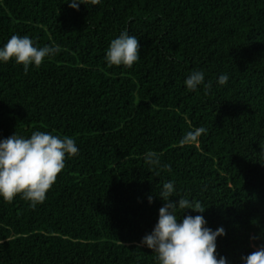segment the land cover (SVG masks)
<instances>
[{
  "label": "trees",
  "instance_id": "obj_1",
  "mask_svg": "<svg viewBox=\"0 0 264 264\" xmlns=\"http://www.w3.org/2000/svg\"><path fill=\"white\" fill-rule=\"evenodd\" d=\"M70 3L0 0V48L27 35L60 49L27 74L15 58L0 61V140L41 131L79 149L43 203L0 196V264H158L137 246L158 222L167 181L172 200L206 208L178 209L177 219L223 227L217 258L244 264L264 245V0ZM125 31L139 59L109 67L106 52ZM193 71L205 79L190 91ZM196 127L207 129L199 146H181Z\"/></svg>",
  "mask_w": 264,
  "mask_h": 264
},
{
  "label": "clouds",
  "instance_id": "obj_2",
  "mask_svg": "<svg viewBox=\"0 0 264 264\" xmlns=\"http://www.w3.org/2000/svg\"><path fill=\"white\" fill-rule=\"evenodd\" d=\"M101 0H71L70 7L79 10V4H100ZM140 42L135 36H130L127 31L113 39L106 52L108 66L113 65L132 67L139 59ZM60 51L58 46H34V41L27 35H13L8 42L0 48V61L8 62L15 58L16 63L23 64L27 74L29 65L38 68L47 56H52ZM204 73L193 71L185 80L188 90L193 91L204 84ZM228 75L221 74L218 83L225 85ZM211 87L205 85V91ZM207 132L204 127H196L188 131L179 141L181 146L195 144L198 138ZM79 149L75 141L65 136L61 139L50 133L35 131L30 138H24L14 133L0 140V196L11 202L17 194L31 201L35 207L43 203L48 190L55 183L58 174L65 167V157L75 156ZM146 162L153 168L160 167V158L154 151L145 154ZM171 171V165H163ZM159 176V172L156 173ZM173 181L163 184L159 193L165 201L159 209V219L150 234H146L140 245H147L156 254L158 264H228L224 256L217 258V237L226 235L223 227L215 231L209 227L203 215H184L182 222L177 219V210L192 209L203 213L206 208L199 201H190L180 197L178 201L171 199L175 193ZM149 202L153 197L149 196ZM253 240L257 237H252ZM244 264H264V245L256 251L242 256Z\"/></svg>",
  "mask_w": 264,
  "mask_h": 264
}]
</instances>
